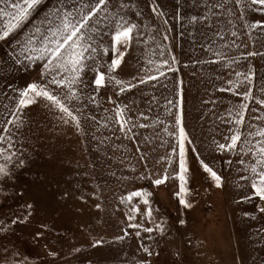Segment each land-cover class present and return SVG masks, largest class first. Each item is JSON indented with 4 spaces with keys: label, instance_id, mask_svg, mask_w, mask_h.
<instances>
[{
    "label": "rangeland",
    "instance_id": "obj_1",
    "mask_svg": "<svg viewBox=\"0 0 264 264\" xmlns=\"http://www.w3.org/2000/svg\"><path fill=\"white\" fill-rule=\"evenodd\" d=\"M55 2L43 0L0 41V149L14 154L11 163L0 156L9 170L0 177V264H264V200L251 187L254 153L264 146V104L257 103L264 101V6L108 0L96 25L95 64L107 72L117 55L116 24L135 25L128 45L116 46L123 59L112 73L134 87L121 91L106 78L97 88L88 61L77 98L66 102L79 118L77 129L42 99L15 112L19 91L39 79L42 62L29 65L25 53L26 70L10 53L20 54L17 41ZM240 105L246 108L237 124ZM178 115L191 141L185 143L191 208L177 195ZM237 134L234 149L218 147ZM201 160L222 178L221 187ZM165 174L163 184L152 183ZM137 191L151 193L147 205L140 197L127 200ZM95 241L101 243L94 247Z\"/></svg>",
    "mask_w": 264,
    "mask_h": 264
},
{
    "label": "snow or ice",
    "instance_id": "obj_2",
    "mask_svg": "<svg viewBox=\"0 0 264 264\" xmlns=\"http://www.w3.org/2000/svg\"><path fill=\"white\" fill-rule=\"evenodd\" d=\"M43 0H0V41H6L11 34H14L29 20L33 12L42 4ZM252 5L264 6V0H249ZM108 0H91L89 3H76L71 0H56L55 4L46 12L43 19H41L38 25H34L31 32L26 33L23 40L17 41L16 47L20 49V54L17 55L15 49L10 53L11 59L16 64H20L27 70L28 65L23 63L20 59L21 55H26V59L29 65L42 62L41 69L39 71V79L34 80L27 84L26 87L19 91L18 104L15 112L21 111L23 108L36 103L38 99H42L47 102L46 107L57 109L62 115L58 117L65 124L71 121L74 126L79 129V118L74 115L73 111L69 108L68 103L77 98L76 86L82 83V75L86 69L89 68L88 61H93L91 71L95 73L94 84L97 88L102 87L105 84L106 78L109 82L115 81L116 85L120 86V90L124 91L125 88L134 87L130 83L125 84L124 81L116 79L112 73L120 66L123 59V52L119 51L116 46H127L132 39L133 29L135 25H126L124 23H117L115 27L114 35L111 36L112 49L117 52L115 58L111 60L110 65L107 68V72L100 71L96 66V57L93 55L98 51L99 45L97 44V27L99 24L100 14L107 9ZM258 25H252L257 27ZM107 49H105V52ZM174 70V69H170ZM156 71H160L156 69ZM163 73L161 72V75ZM147 79H156L154 75H150ZM140 83H145L142 78ZM249 95H245V99H249ZM68 102V103H66ZM257 103L264 104V101H257ZM246 105H240L241 111L237 113V124H240L243 120V109ZM15 117V113H13ZM116 117L122 121V110H116ZM9 125L15 123L14 120H8ZM181 125V118L178 115L176 118L177 128V144L179 147V173L178 179L179 185V203L185 208H191L192 204L186 199L189 194L187 184V174L189 172L185 143H191L188 140ZM19 127V125H16ZM121 129L124 127V123L121 122ZM4 132H9L8 127H4ZM261 137H264V131L259 132ZM5 136H0V143H3ZM240 140V136L233 135L231 137V143L228 145L220 144V149H234L237 145V141ZM175 153V149L173 150ZM196 151L195 148L192 149ZM12 153H5L0 149V156H2L6 163H11L13 160ZM256 158L255 166L251 167L253 177L251 179V187L254 190V195L264 200V146H260L254 153ZM197 159L199 157L197 156ZM23 164V161L20 162ZM171 164V159H169ZM203 171L208 173L211 179L214 181L216 187L222 186V178L212 170L202 160L200 161ZM259 169V171H258ZM9 170L6 164H0V177H7ZM142 179L144 177H141ZM168 177L165 174L161 178H157L152 181L156 186H159L167 180ZM151 193L148 192H132L127 200L131 201L133 197H140L142 202L147 205L149 203L148 197ZM122 202H124L122 200ZM28 207H31L29 205ZM133 211H136L133 208ZM264 211V208L261 209ZM147 215L151 218V210L149 209ZM134 219V217H129ZM184 223L183 220L180 221ZM129 227H139V225L130 224ZM157 228L161 233L164 229L157 225ZM147 232H151V228L144 229ZM139 236V232L136 233ZM101 241H95L93 246H97ZM79 251V249H76ZM145 252H149L147 248ZM51 255V254H50ZM149 255L151 253L149 252Z\"/></svg>",
    "mask_w": 264,
    "mask_h": 264
}]
</instances>
